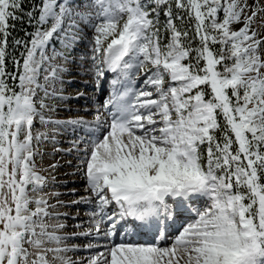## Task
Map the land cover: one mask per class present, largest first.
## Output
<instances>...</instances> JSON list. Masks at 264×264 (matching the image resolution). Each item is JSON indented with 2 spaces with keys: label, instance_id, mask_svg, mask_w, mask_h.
I'll return each instance as SVG.
<instances>
[{
  "label": "snow or ice",
  "instance_id": "snow-or-ice-1",
  "mask_svg": "<svg viewBox=\"0 0 264 264\" xmlns=\"http://www.w3.org/2000/svg\"><path fill=\"white\" fill-rule=\"evenodd\" d=\"M0 264H264V0H0Z\"/></svg>",
  "mask_w": 264,
  "mask_h": 264
},
{
  "label": "rangeland",
  "instance_id": "rangeland-1",
  "mask_svg": "<svg viewBox=\"0 0 264 264\" xmlns=\"http://www.w3.org/2000/svg\"><path fill=\"white\" fill-rule=\"evenodd\" d=\"M249 2H251V0H249ZM66 88H67V91L64 93V95L65 96L71 95L73 98L69 99V100H66L63 103H61L59 101H56L55 103L57 105L58 111L53 113V118H56V119H67L70 116L74 117L77 114L84 115L85 113H84L83 110L85 108L92 107L91 104H87L85 102L84 98H79V99L75 98V93L77 91H85V89L82 86V78H75L73 84L71 86H67L66 85ZM102 93H103V95L101 97V93L100 92L92 94V89L91 88L86 90V94L87 95H91V96L95 95L96 101L102 103L103 99L106 98L107 95H108V86H107V84H105L104 91ZM99 97H100V100H98ZM69 107L73 109L72 112H68L67 111V108H69ZM76 109H80L81 111L79 113H77L75 111ZM34 131H47V129L44 126L40 125L39 122H37L36 123V128L34 129ZM57 139L60 140V143L57 144L56 147L67 148V147H69L68 141L71 140L72 137H71V135H67L65 137H57ZM40 147H41V149H42V151L44 153V158H43V161H41L40 158L37 157L36 162H37L38 168H47V165L49 163H51V162H54V160L55 161H59L63 165H66V162L68 160L72 159V157L64 156L63 154H57L54 158L52 156H50L49 153H51L52 149H53V145L50 142L42 143L40 145ZM66 171H69V169L65 166V167L60 168L56 172H51V171L42 172L41 174H43V175H51V176H55L56 177L55 183H51L50 182L49 185L44 189V192L45 193H49V192L66 193L68 191V189L60 187V185L65 180H69L70 181L72 179L70 177L64 176V172H66ZM73 186L76 187L77 190L81 194H83V188L80 186L79 183L76 184V185H72L71 183L69 184V187H73ZM59 199L62 200V201L67 202L69 200L76 199V197H70V196H67V195H61L59 197ZM49 202L52 203V204H55L56 203V199L55 198H50ZM87 209H90L89 206L81 204V205L75 206V207L74 206L73 207H57V208L54 209V211L59 212L61 214H63V213H67L68 214L67 215L68 217H65V216L61 215L60 222L65 223L67 225V228L65 230L71 233L73 231H79V230L75 229L72 226V223H74L76 225L77 222H79V220L73 219L72 216H75L77 218L81 217V216L86 217V212H87L86 210ZM83 214H85V215H83ZM55 222H56L55 219L49 221V223H55ZM74 242H79V241H74ZM81 253H84V252H81Z\"/></svg>",
  "mask_w": 264,
  "mask_h": 264
},
{
  "label": "trees",
  "instance_id": "trees-1",
  "mask_svg": "<svg viewBox=\"0 0 264 264\" xmlns=\"http://www.w3.org/2000/svg\"><path fill=\"white\" fill-rule=\"evenodd\" d=\"M33 2V0H26V7L28 5H30ZM36 2L38 3L39 0H36ZM22 29H27L29 31H31V29L28 27V25L25 23L23 25L17 24V28H16V32L13 33L14 35H17L18 37H22L23 36V31ZM18 54V53H17Z\"/></svg>",
  "mask_w": 264,
  "mask_h": 264
},
{
  "label": "bare ground",
  "instance_id": "bare-ground-1",
  "mask_svg": "<svg viewBox=\"0 0 264 264\" xmlns=\"http://www.w3.org/2000/svg\"><path fill=\"white\" fill-rule=\"evenodd\" d=\"M93 94V93H92ZM102 95H103V93H101V97H102ZM89 96H91V95H89ZM98 100H100V97H99V99ZM74 107V106H73ZM75 207V206H74ZM90 209H87L86 211H89ZM82 215V214H81ZM83 215H85V214H83ZM66 217H68V216H66ZM72 217H74V216H72ZM76 220H79V222H80V220H84V221H86L87 220V216L86 217H84V216H81V217H78ZM79 222H77V223H79ZM74 223H72V226L74 227ZM66 231V230H65ZM68 232V231H67ZM70 233V232H69ZM116 240L117 241H119L120 240V237H116ZM69 255H73V258H75V255H88V253H77V254H72V253H69Z\"/></svg>",
  "mask_w": 264,
  "mask_h": 264
}]
</instances>
